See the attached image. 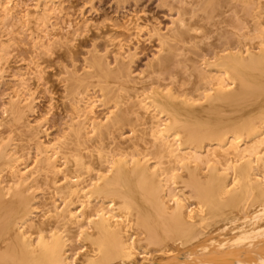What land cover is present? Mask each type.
<instances>
[{"label": "bare ground", "instance_id": "bare-ground-1", "mask_svg": "<svg viewBox=\"0 0 264 264\" xmlns=\"http://www.w3.org/2000/svg\"><path fill=\"white\" fill-rule=\"evenodd\" d=\"M43 1L40 15L28 11L33 15L27 24L32 32L43 30L41 43L26 47L41 80L48 73L46 48L56 33H48L46 23L58 6ZM239 1L243 37L252 50L216 56L208 65L214 66L208 86L191 100H178L170 91L145 96L147 81L122 64L110 69L95 60L81 77L70 74L71 92L116 85L120 104L100 123L89 97L83 106L73 101L67 135L52 143L42 138L39 120L29 121L34 98L25 82L32 73L12 76L24 94L19 99L13 93L0 126L7 132L24 129L26 140L13 154L0 138V264H264V4ZM5 4H0L4 28L12 18ZM72 21L67 18L63 28ZM169 25L163 33L152 26L159 51L166 52L161 64L174 50L166 40L184 41L199 29L184 19ZM4 49L0 44L2 66L8 63ZM129 100L137 108L133 119L128 107L121 108ZM111 136L117 139L113 150ZM30 148L36 155L29 171ZM35 190L42 194L36 214ZM77 243L83 249L78 258L67 249Z\"/></svg>", "mask_w": 264, "mask_h": 264}, {"label": "rangeland", "instance_id": "rangeland-1", "mask_svg": "<svg viewBox=\"0 0 264 264\" xmlns=\"http://www.w3.org/2000/svg\"><path fill=\"white\" fill-rule=\"evenodd\" d=\"M259 1L264 4V0ZM1 3H6L5 9L9 11L12 18L8 22L9 27L0 26V44L5 45L6 53H4L7 55L8 62L5 66L0 65V121L9 109L13 93L18 94L19 99L23 97L24 91L18 87V81L13 80L12 76L29 71L32 74L26 77L25 90L32 92L34 98L33 113L29 115V121L39 120L42 138L52 143L62 141L66 137L70 118L73 115L71 110L73 101L81 100L78 104L83 106L86 98L89 97V101H92L94 105L95 121H100V123L113 111L114 105L120 104L118 96H115L117 94L116 85H111L109 91H100L98 87H88L87 91L83 92L85 96L78 95L76 91L75 93L71 92L72 82L67 80L70 74L81 77L85 71L90 70L89 67L95 60L107 63L110 69H116L119 64H122L136 78L147 81L145 96L150 95L154 90L159 94L170 91L178 100H191L192 95L201 96L203 94L202 87L208 86L207 77L209 71L214 67L208 65L215 62L216 56L236 51L244 52L246 49L252 50L253 45L251 41L243 37L245 34L243 9L239 0H55L58 6L50 14L46 30L48 33L56 32L57 34L54 33L56 35L53 34L54 36L50 37L47 51L45 50L48 61L43 67L48 73L41 80L35 76V64L30 65L29 63L31 54L26 50V47L31 49L41 43L42 39L39 40V37L43 30L32 32L27 24L33 15H30L28 11L32 10L34 15H40L44 9V1L0 0ZM192 5H195L194 8ZM22 6L27 8V11H21ZM248 8L250 9L251 5ZM224 11L227 13L225 14ZM25 13L26 16H24ZM213 15L216 16L214 20ZM67 18L73 20V25L68 27L69 29L63 28ZM183 19L187 26L191 25L195 29H201H197L195 35L189 33V38L184 41L166 40V44L172 46L174 50L170 54L169 60L165 64H161L166 52L159 51L160 42L151 35L152 26L159 28L163 33L166 28L170 27L171 21L176 22L177 27V21H183ZM217 19L219 20L218 24L213 23ZM225 20L228 23H224ZM136 24L142 27H137ZM214 24L221 27L216 28ZM219 28L221 31L218 30ZM105 29L108 30L104 33ZM125 30L129 36L121 33ZM212 33L213 35H211ZM15 38L18 39L15 40ZM20 39H22V46L19 48L16 47V43ZM201 39L202 43L199 41ZM152 45L155 47L157 45V47ZM86 66L88 67L86 68ZM199 76H203V78H199ZM211 83L215 84V82ZM192 90H194L193 94L190 93ZM122 104L121 108L128 107V111H131L128 113L129 118H135L137 108L133 105L132 100ZM128 130V127H124L122 131L125 138L130 137ZM24 134V129L18 128L14 132H7L0 126V138L4 137V142L7 144L6 150L13 154L20 140H26ZM108 143L110 150H113L117 143L116 137L111 136ZM29 155L25 165L26 169L30 171L36 155L33 148H30ZM60 162L57 158L56 163ZM201 167L204 168V166ZM32 194L33 201L36 203L33 212L36 214L40 211L37 203L42 199V194L40 190L32 191ZM192 203L193 201L188 202L187 206L192 207ZM67 249L70 256L76 251L75 257L77 258L83 251L80 243L69 245ZM139 252L142 253V250ZM77 263L79 261H76Z\"/></svg>", "mask_w": 264, "mask_h": 264}]
</instances>
